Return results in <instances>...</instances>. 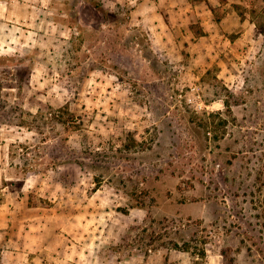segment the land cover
Segmentation results:
<instances>
[{
    "label": "rangeland",
    "instance_id": "rangeland-1",
    "mask_svg": "<svg viewBox=\"0 0 264 264\" xmlns=\"http://www.w3.org/2000/svg\"><path fill=\"white\" fill-rule=\"evenodd\" d=\"M156 5L0 0V264H264V0Z\"/></svg>",
    "mask_w": 264,
    "mask_h": 264
},
{
    "label": "crops",
    "instance_id": "crops-1",
    "mask_svg": "<svg viewBox=\"0 0 264 264\" xmlns=\"http://www.w3.org/2000/svg\"><path fill=\"white\" fill-rule=\"evenodd\" d=\"M153 1L155 6L159 7L158 5H156L158 2L161 6L166 8V10H168L171 15L173 14V11H175V9H179L181 11L180 15L183 16L187 15V10L189 9V4H190V0H157V1L153 0ZM151 7H153V4ZM209 11L212 12L211 9H209ZM177 13H179V11H177ZM158 14L161 13L159 12ZM213 22L217 23L216 20L215 21L211 20V23L210 24L208 23L207 25H205V27L210 26L211 24H213ZM205 27L203 28L204 30ZM17 202L18 201H16V203L12 201H7V199H4L2 202H0V235L2 234L1 228L3 229L4 232L5 226H9L7 225L8 224L7 221L5 223V221L2 219L5 217L7 220H10L11 213L16 210Z\"/></svg>",
    "mask_w": 264,
    "mask_h": 264
},
{
    "label": "built area",
    "instance_id": "built-area-1",
    "mask_svg": "<svg viewBox=\"0 0 264 264\" xmlns=\"http://www.w3.org/2000/svg\"><path fill=\"white\" fill-rule=\"evenodd\" d=\"M192 94H193V97L189 96L188 101L189 102H195L197 104V106L199 108H201L203 106V104H202V99L200 98V94L199 93H192Z\"/></svg>",
    "mask_w": 264,
    "mask_h": 264
},
{
    "label": "trees",
    "instance_id": "trees-1",
    "mask_svg": "<svg viewBox=\"0 0 264 264\" xmlns=\"http://www.w3.org/2000/svg\"><path fill=\"white\" fill-rule=\"evenodd\" d=\"M239 14L241 16V19H243L244 13L240 12Z\"/></svg>",
    "mask_w": 264,
    "mask_h": 264
}]
</instances>
